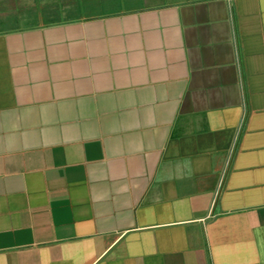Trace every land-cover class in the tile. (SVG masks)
<instances>
[{"label":"crops","instance_id":"crops-1","mask_svg":"<svg viewBox=\"0 0 264 264\" xmlns=\"http://www.w3.org/2000/svg\"><path fill=\"white\" fill-rule=\"evenodd\" d=\"M0 264H264V0H0Z\"/></svg>","mask_w":264,"mask_h":264}]
</instances>
